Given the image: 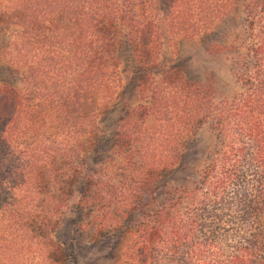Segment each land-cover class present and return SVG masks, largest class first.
<instances>
[{"label":"trees","instance_id":"obj_1","mask_svg":"<svg viewBox=\"0 0 264 264\" xmlns=\"http://www.w3.org/2000/svg\"><path fill=\"white\" fill-rule=\"evenodd\" d=\"M234 17L211 47L234 89L161 63ZM114 240L121 264H264V0H0V264Z\"/></svg>","mask_w":264,"mask_h":264},{"label":"rangeland","instance_id":"obj_2","mask_svg":"<svg viewBox=\"0 0 264 264\" xmlns=\"http://www.w3.org/2000/svg\"><path fill=\"white\" fill-rule=\"evenodd\" d=\"M236 19L235 17L229 18L227 23L218 26L207 34L190 40H181L176 46L164 44L160 52L161 63L167 64L171 62L178 68H181L186 75L191 78H208L210 75L216 80L217 87L220 91L227 86L231 87L232 77L226 69L224 60L221 56L212 53L211 47L215 44H222L227 40ZM129 70L130 64L125 63L124 74L128 75L130 73L128 72ZM119 100H121V98H119ZM119 100L116 102L117 105L113 108L112 117L115 116L117 118L120 114L122 105ZM105 125L108 127L111 125V122L107 120ZM207 135L205 131L203 136L206 137ZM69 216L68 220H64L54 234L55 239L63 246H66L67 249L68 244L77 246L76 242L78 240L83 238L82 241L84 243H86L87 240L86 235L80 234L81 232H77L75 236L72 235L74 231L73 228L75 227ZM75 237L77 241L71 243V238ZM74 251L77 264H121V246L120 243H117L115 240L104 245H88L84 250Z\"/></svg>","mask_w":264,"mask_h":264}]
</instances>
